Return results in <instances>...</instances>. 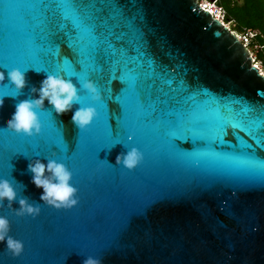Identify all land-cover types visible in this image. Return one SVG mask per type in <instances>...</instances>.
I'll use <instances>...</instances> for the list:
<instances>
[{
	"label": "water",
	"instance_id": "95a60500",
	"mask_svg": "<svg viewBox=\"0 0 264 264\" xmlns=\"http://www.w3.org/2000/svg\"><path fill=\"white\" fill-rule=\"evenodd\" d=\"M61 11L67 19L46 15L41 0H0V178L17 190L13 209L25 197L41 209L18 217L7 201L0 205L9 235L24 244L13 258L0 243V264H82L88 255L102 264H264V76L248 51L198 0H96L88 13L96 35L82 27L73 34L78 18ZM49 48L80 62L79 80L103 90L98 101L81 90V105H73L94 107L96 118L79 132L71 112L57 115L45 100L40 136L5 133L33 86L60 68L71 71L67 64L30 67ZM16 70L26 86L3 96L16 93L7 80ZM104 102L107 118L124 127L113 145ZM59 136L78 152H48L47 141ZM9 143L22 152L8 161ZM130 147L143 155L131 171L115 165ZM46 157L72 172L74 208L40 201L27 164Z\"/></svg>",
	"mask_w": 264,
	"mask_h": 264
},
{
	"label": "clouds",
	"instance_id": "9594fccd",
	"mask_svg": "<svg viewBox=\"0 0 264 264\" xmlns=\"http://www.w3.org/2000/svg\"><path fill=\"white\" fill-rule=\"evenodd\" d=\"M5 77L0 72V82H4ZM8 82L14 86L16 94L26 86L24 72L16 70L8 72ZM76 84L61 74H47L40 81L39 87L33 86L30 89L31 99L20 101L16 104L14 111L7 121L4 129L16 135L32 137L39 135L41 123L38 112L44 110V102L47 101L51 109L57 114H67L71 112V123L78 129L84 130L96 118V109L92 106H81L72 111L74 104L81 105L80 91H85L92 101L101 99L96 84L91 79L83 81L76 78ZM4 107L3 100L0 99V110ZM143 158L142 153L136 147L127 148L126 152L118 153L115 159L116 166L131 171L134 170ZM45 161L39 158L30 159L27 164V171L31 173V183L41 189L40 201L43 205L59 210H70L79 203L77 188L71 183L72 172L68 167L58 162L55 158L46 157ZM17 200V190L8 179L0 178V205L7 207L18 217L29 216L35 218L40 213V206L30 203L28 199H18L19 207L13 209L12 202ZM10 221L6 216L0 215V243L5 245L7 254L16 258L24 251L23 241L15 239L9 235ZM82 264H102L99 258L88 255Z\"/></svg>",
	"mask_w": 264,
	"mask_h": 264
},
{
	"label": "snow or ice",
	"instance_id": "6c2138e0",
	"mask_svg": "<svg viewBox=\"0 0 264 264\" xmlns=\"http://www.w3.org/2000/svg\"><path fill=\"white\" fill-rule=\"evenodd\" d=\"M41 2L45 8V14L46 15L51 13L53 16L59 15L63 19H67V17L62 13L61 9L63 7L69 8L72 11V13L75 14V16L78 18V21H79L78 23L73 22L75 25L72 28L73 34H76L77 32H79L80 28L82 27V28L89 29L93 35H96V28L88 23V21L91 19V17L88 14L89 10L94 9L95 4H96V0H46V2H45V0H41ZM58 27H63V26L58 25ZM65 39H68V37L65 36ZM109 46L112 47L111 45H109ZM46 64H50L51 68H55L56 66L63 65V64L70 65V68H71L70 72H65L62 68H60L58 71L52 72L51 74H63L67 77H76V78H77V74L80 72L81 67H82L80 62L70 64V61L67 58L62 59L60 57L58 51L55 50L54 48L47 49L46 55L39 57V66H37V67L30 66V67L34 68L36 71H41V70L48 71V69L45 67ZM30 67H28V68H30ZM120 71L121 70L119 69V67H117L116 71L112 72V78L115 79L116 78L115 74L117 72L120 73ZM262 74H264V73H262ZM120 80H121L122 84L127 85L126 81L121 78V75H120ZM124 90H125V88H122V91H124ZM101 91H103V90L99 89V92H101ZM15 95H16V93H7L3 96H15ZM0 97H2V96H0ZM117 103L120 104L121 112L123 113L124 112V105L121 103V100L119 97L117 98ZM103 107H104V114H105L107 137H109L111 139V141L113 142L112 145L117 143V142H121V140L119 138L121 137L122 133L124 132L123 123L119 119L117 120V122L115 124L112 123L107 118V112H106L107 104L105 102L103 103ZM52 125L54 126V120L53 119H52ZM114 129L117 130V133L115 136L113 135ZM41 130H42V125H41ZM84 130H79V132H83ZM3 131L5 133H8V131L6 129H3ZM40 135H41V131H40L39 135H35V136L38 137ZM28 138H31V137H28ZM133 138H134L133 134H131V133H128L126 135V139L128 141L133 140ZM91 142H93V143L97 142L96 138H91ZM28 147L30 148V146H28ZM81 147H82V142L79 140V146H78L79 150L81 149ZM46 149L48 152H56L58 154H62L66 158L73 156V155H70V153L75 154L78 152L76 147L69 148L67 141L64 140L60 136H59L58 140L49 139L46 143ZM18 152H22V151L14 148L12 146V144L9 143L7 160L9 161V159L11 158V155H14ZM8 164H9V162H8Z\"/></svg>",
	"mask_w": 264,
	"mask_h": 264
},
{
	"label": "trees",
	"instance_id": "16d2710c",
	"mask_svg": "<svg viewBox=\"0 0 264 264\" xmlns=\"http://www.w3.org/2000/svg\"><path fill=\"white\" fill-rule=\"evenodd\" d=\"M218 5L226 12V21L233 20L234 30L248 28L259 34L257 42L264 46V1L263 0H219ZM259 58L260 57L259 55ZM264 67V62L262 63Z\"/></svg>",
	"mask_w": 264,
	"mask_h": 264
},
{
	"label": "built area",
	"instance_id": "2783aa9c",
	"mask_svg": "<svg viewBox=\"0 0 264 264\" xmlns=\"http://www.w3.org/2000/svg\"><path fill=\"white\" fill-rule=\"evenodd\" d=\"M219 0H209L205 3H199V5L208 11V13L218 20L223 26H225L229 31H231L238 41L243 45V47L248 51L252 64L258 69L260 75L264 76V70L261 68L262 63L264 62V46L257 42L258 32L253 29L242 28L240 30H234L233 20L226 21V12L225 10L218 6ZM264 1V0H263ZM260 57L262 58H259Z\"/></svg>",
	"mask_w": 264,
	"mask_h": 264
},
{
	"label": "rangeland",
	"instance_id": "374dc122",
	"mask_svg": "<svg viewBox=\"0 0 264 264\" xmlns=\"http://www.w3.org/2000/svg\"><path fill=\"white\" fill-rule=\"evenodd\" d=\"M206 1H209V0H198V2L200 3H205ZM219 6V5H218ZM234 29V28H233ZM261 68L264 70V67H263V64L261 65Z\"/></svg>",
	"mask_w": 264,
	"mask_h": 264
}]
</instances>
